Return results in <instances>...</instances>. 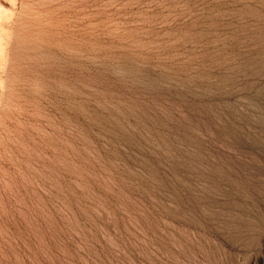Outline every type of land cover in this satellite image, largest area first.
Segmentation results:
<instances>
[{
  "label": "rangeland",
  "instance_id": "obj_1",
  "mask_svg": "<svg viewBox=\"0 0 264 264\" xmlns=\"http://www.w3.org/2000/svg\"><path fill=\"white\" fill-rule=\"evenodd\" d=\"M0 264H264V0H0Z\"/></svg>",
  "mask_w": 264,
  "mask_h": 264
}]
</instances>
